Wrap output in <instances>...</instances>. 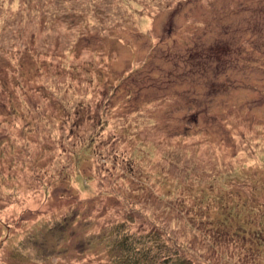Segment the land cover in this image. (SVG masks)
I'll return each instance as SVG.
<instances>
[{
  "label": "rangeland",
  "instance_id": "obj_1",
  "mask_svg": "<svg viewBox=\"0 0 264 264\" xmlns=\"http://www.w3.org/2000/svg\"><path fill=\"white\" fill-rule=\"evenodd\" d=\"M123 221L264 264V0H0V264H110Z\"/></svg>",
  "mask_w": 264,
  "mask_h": 264
},
{
  "label": "trees",
  "instance_id": "obj_2",
  "mask_svg": "<svg viewBox=\"0 0 264 264\" xmlns=\"http://www.w3.org/2000/svg\"><path fill=\"white\" fill-rule=\"evenodd\" d=\"M108 234L96 237L105 244V255L110 264H189L178 254V248H170L155 232L152 238L130 230L125 221L110 226ZM190 264H193L190 262Z\"/></svg>",
  "mask_w": 264,
  "mask_h": 264
}]
</instances>
